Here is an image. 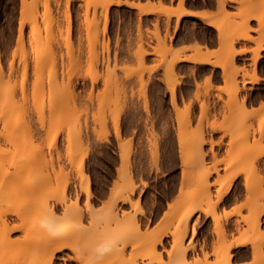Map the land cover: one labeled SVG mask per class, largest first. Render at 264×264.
I'll return each mask as SVG.
<instances>
[{"label": "rangeland", "instance_id": "obj_1", "mask_svg": "<svg viewBox=\"0 0 264 264\" xmlns=\"http://www.w3.org/2000/svg\"><path fill=\"white\" fill-rule=\"evenodd\" d=\"M148 1L160 10L145 19L143 28L140 0H0V264L36 260L28 257L29 241L56 235L68 236L73 249L56 251L53 264H82L75 257L84 259L89 252L94 258L87 264H160L143 256L158 235L162 242L155 252L161 264H232V256L229 263L223 258L236 232L253 246L250 264L256 251L264 255V173L253 169L255 160L264 159V144L244 142L250 131L261 133L264 108L252 115L257 128L244 123L245 112L215 110L219 103L231 107L244 99L239 96L249 77L243 73L249 74V66L253 71L259 59H233L237 50L231 52V45L246 39L238 36L241 31L250 35L249 18L264 20V0H243L233 13L220 1L216 25L226 35L219 34L218 49L209 55L215 69L198 62L180 69L179 61L172 63L180 56L173 48V0L169 6L168 0ZM124 4L139 6L137 21ZM197 29L212 37L210 29ZM263 33L250 38L254 53L262 47ZM225 66L230 79L223 75H229ZM221 133L229 134L224 159L219 157ZM29 142L34 146H26ZM27 150L34 155L18 168ZM176 151L178 159L161 158ZM238 173L246 179L247 214L236 206L221 214L228 180ZM116 190L131 203L113 200ZM44 206L55 212L45 230ZM108 207L119 220L107 215ZM191 208L195 211L178 244L180 217ZM124 213L137 218V229ZM200 214L212 218L210 252L206 234L197 233L205 225ZM231 216L233 230L226 225ZM93 235L95 245L87 247ZM100 243L106 247L98 251ZM183 247L188 249L184 255Z\"/></svg>", "mask_w": 264, "mask_h": 264}, {"label": "crops", "instance_id": "obj_2", "mask_svg": "<svg viewBox=\"0 0 264 264\" xmlns=\"http://www.w3.org/2000/svg\"><path fill=\"white\" fill-rule=\"evenodd\" d=\"M134 3H137L138 0H132ZM220 1L221 0H183L182 6H180L179 0H173L172 7L174 10L178 9L176 7H179L184 11L179 15V17L174 14L171 17L172 21V33H173V48L176 53H179L182 58L187 56L190 59V56H196V52L193 49L194 44L203 45V48L201 49V52L205 54H209L210 52L217 50L219 46V30L216 25V16L220 9ZM240 1V2H239ZM225 0L224 7L229 13H233L236 11L237 7H240V3L242 0ZM250 1V0H249ZM252 2H256V0H251ZM141 4H146L147 0H140ZM167 6H169L170 2L165 3ZM147 5V4H146ZM145 5V6H146ZM116 5H112L111 8L115 7ZM124 7L127 10H130L132 12L133 17H135V21H137V7L132 5H125ZM154 13H145L141 15V23L143 28L145 27L143 23L145 22V19L148 16H153ZM208 22H207V21ZM249 28V34L252 38H258L260 36V33L264 31V29H261V22L256 17H251L247 20ZM215 24V25H214ZM204 27L207 29H210L212 32V37H209L206 34H200L201 31L197 28ZM133 30H136L135 25H133ZM115 30H117V25H115ZM262 48L258 50V55L256 58H254V48L256 47V44L254 40L251 39H238L235 43V49L237 50L235 55L233 56V59H259L257 62L255 71L256 74L260 77L258 81L251 82L249 78L246 79L245 83V90H242L240 93V99L241 97H244V104L242 108V104L238 103V105L235 107L236 110L233 109L234 105L230 107L225 106L222 103H219L216 107V111H221V113L226 112H235L237 116L240 115L241 112L246 113V119L244 120V123L247 126H253L254 128H257L258 121L255 118H252L251 116L253 114H256L264 108V39L262 42ZM195 52V53H194ZM207 52V53H206ZM194 53V54H193ZM191 56V57H193ZM210 59H214L212 56H210ZM192 61L187 60H181L177 63V66L182 69V66L185 64H191ZM199 65H208L211 68H214V66L210 63H197ZM215 69V68H214ZM220 73V70H218ZM249 73L252 72V67H248ZM241 80V77L239 78ZM192 82V78L189 79ZM222 80L219 78V83H216L218 85H221ZM178 94L183 92L182 84L178 86ZM243 93V94H242ZM242 94V95H241ZM224 97V96H223ZM242 108V109H241ZM233 109V110H231ZM223 119V116H221ZM175 136V135H174ZM222 142H221V148L219 151V157L221 159H224L226 156V145L229 142V134L223 135L221 133ZM262 140V143L264 144V135L260 136L259 132H249L248 136L246 137V140L244 142H247L248 144H252L255 142H260ZM216 149H218L216 147ZM170 154V155H169ZM161 158L163 159H178L179 158V152L176 151L174 153L170 152H163ZM212 154L209 152L207 155V161L210 162L212 160ZM254 164V162H253ZM255 164L253 169L254 171L258 172L259 174L264 173V159L259 158L258 160H255ZM224 168L221 167V173H223ZM215 177V175H212L211 180ZM245 177L243 174L238 173L237 177L234 178L232 181L228 191L223 196L221 204L218 207V211L223 214L224 212L231 211L235 206L238 210H240L241 215L247 214V209L243 207L245 201H246V184H245ZM202 218L205 220L204 228L198 229L197 233H205L206 237L208 239L206 250L210 252L211 250V241L213 238V234L211 232L212 227V218L210 215L204 216L203 214H200ZM237 218H240V215H237ZM235 217L231 216L229 220L227 221L226 225L230 227L231 230L234 229ZM244 225V224H243ZM260 230L264 231V213L260 216ZM240 234L236 232L235 236H239ZM253 246L250 242H246L237 246H233L231 248V263L232 264H250L253 261ZM264 252V249H263ZM261 264H264L261 263Z\"/></svg>", "mask_w": 264, "mask_h": 264}, {"label": "bare ground", "instance_id": "obj_3", "mask_svg": "<svg viewBox=\"0 0 264 264\" xmlns=\"http://www.w3.org/2000/svg\"><path fill=\"white\" fill-rule=\"evenodd\" d=\"M181 1V0H180ZM183 1V0H182ZM239 1V0H238ZM247 1V0H246ZM156 2V1H155ZM240 2V1H239ZM242 2H243V0H242ZM244 2H245V0H244ZM250 2H252L251 0H250ZM148 4L146 5V4H143V7H141V9H142V11H144L145 13H152V12H156V11H159L160 9H156V6H154V2H150V1H148L147 2ZM152 4V6L150 5V4ZM222 4L224 3V0H222V2H221ZM146 5V6H145ZM155 5H157V4H155ZM240 5H241V3H240ZM138 8H139V6H137ZM241 7H243V6H241ZM240 7V8H241ZM106 8V7H105ZM160 8H162V6L160 7ZM176 8H178V9H176V10H174L175 12H176V16L177 17H179V15L181 14V13H183L184 11L182 10V7H181V9H179V7H176ZM139 10H140V8H139ZM162 10V9H161ZM262 16V15H261ZM260 16V17H261ZM260 17H258L257 19H259V21H260ZM261 19H262V17H261ZM207 21V20H206ZM263 21V22H262ZM262 21H260V22H262L263 24L261 25V27L263 26L264 27V20L262 19ZM208 22V21H207ZM215 25V24H214ZM217 27H218V29H219V27L221 28V30H222V26L220 25V24H218L217 23ZM221 30H219V32H221V33H219L220 35H221V37H225V35H226V33H223ZM247 31V30H246ZM222 33H223V35H222ZM239 35L238 36H240V37H242V36H245V38L246 39H250V38H252V37H250V35H248V33L247 32H245V31H241L240 33H238ZM263 35H264V33H263ZM262 34H261V36H263ZM220 37V36H219ZM220 37V38H221ZM264 37V36H263ZM263 37H260L259 38V40H260V42L259 43H262L263 41H262V39H264ZM256 39V38H255ZM258 40V39H257ZM262 41V42H261ZM97 42V41H96ZM257 42V43H258ZM261 45V44H260ZM259 45V47L260 48H262L261 46ZM263 45V44H262ZM258 46V45H257ZM196 50H195V54H196V56H193V55H191V56H193V57H191L190 56V59H186V58H188L187 56H185L184 58H182L181 56H175V58L173 57V59L171 60L172 61V63H175V62H177V61H180V60H187V61H192V62H201V63H213V64H217V63H214L211 59H210V54L211 53H209V54H205V53H203V52H201L200 51V46L199 45H197V44H195V46H193ZM259 47H257V48H259ZM93 48V47H92ZM256 48V49H257ZM228 50V49H227ZM92 51H93V49H92ZM234 51V52H233ZM96 52V51H95ZM231 52H233V53H235V48L234 47H232V45H231ZM230 52V53H231ZM174 53H176V52H174ZM193 53V54H194ZM207 53V52H206ZM232 53V54H233ZM258 55V52H256L255 53V55H254V58H256V56ZM94 56V55H93ZM96 56H98V55H96ZM254 60H256V59H254ZM233 62V61H232ZM170 63V62H169ZM198 65V64H197ZM226 65V64H225ZM168 66H169V64H168ZM172 66H174V64L172 65ZM220 66H222L223 68H224V65H223V63H222V65L220 64ZM231 66V65H230ZM168 69V68H167ZM166 69V70H167ZM169 70V69H168ZM225 72H228L227 71V69H226V66H225ZM236 72V71H235ZM238 72V71H237ZM231 73V72H230ZM248 72H245V73H243L244 75H243V77L244 76H246V78L247 77H249V78H251V82H255V81H258V79H260V77L256 74V71H255V69L252 71V73H249V74H247ZM228 74H229V72H228ZM233 74H234V72H233ZM224 75V77L225 78H227V79H230V74L229 75H227V73H224L223 74ZM227 76V77H226ZM242 79V78H241ZM235 81V80H234ZM232 88H233V91H232V94H231V97H233V99L234 100H236L237 98H236V92H237V89H239V87L237 86V84H236V81L235 82H233L232 81ZM170 91H171V95H174L173 94V88H171L170 89ZM243 94V93H242ZM241 94V95H242ZM237 96H238V94H237ZM236 98V99H235ZM172 99H174V96L172 97ZM240 100V99H239ZM246 100V99H245ZM244 99L243 100H241V102H240V105L242 104V108H244L243 107V104L244 103H242L243 101H245ZM218 105V104H217ZM238 104H236V106H237ZM226 106V105H225ZM217 107V106H216ZM230 107V106H229ZM231 108V107H230ZM241 108V109H242ZM216 109V108H215ZM233 109H237L236 107H235V105H234V107H233ZM233 109H231V110H233ZM221 113V112H220ZM252 117V116H251ZM254 117V116H253ZM237 121V120H236ZM239 123V122H238ZM233 125V124H232ZM239 126V125H238ZM262 127V126H261ZM238 128V127H237ZM227 128L226 127H224V128H222V130L223 131H225ZM233 129V128H232ZM235 129H236V127H235ZM117 132V131H116ZM234 132V131H233ZM236 132V131H235ZM239 132V131H238ZM262 132L264 133V127L262 128V131H261V133H259V134H262ZM261 136V135H260ZM205 140V139H204ZM260 140V139H259ZM173 143V142H172ZM218 143V142H217ZM219 144V143H218ZM26 146H28V147H33L34 146V144H33V142L31 143V142H29V144L28 145H26ZM27 148V147H26ZM26 148H25V150H26ZM24 149V148H23ZM249 149H251V147L249 148ZM17 151H19V150H17ZM24 151V150H23ZM28 151V152H27ZM26 151V154H24V156L22 157V159L19 161V163L16 165L18 168L19 167H23L24 165H28V163H29V161L31 160V158L33 157V155H34V153H32V151H29V150H27ZM172 152V151H171ZM174 153V152H173ZM15 154H16V152H15ZM170 155V154H169ZM254 158V157H253ZM254 165H256L255 164V161H254V164H253V166ZM19 170V169H18ZM205 174V173H204ZM204 174H201V175H204ZM207 174V173H206ZM205 174V175H206ZM204 175V176H205ZM237 175V174H236ZM235 174L234 175H232L230 178H229V180H228V185H227V189L230 187V185H231V183H232V181L234 180V178H236L237 176H236ZM205 178V177H204ZM86 179H88L87 177H86ZM129 180L132 182V177L130 176L129 177ZM87 182H88V180H87ZM86 193H87V197H89L90 196V191H89V187H88V185L86 186ZM117 198L118 199H120L122 202H129V203H131V199H130V197L128 196V195H125V194H122V193H120V190L118 191V190H116V191H114V194H113V197H112V199L114 200V199H116L117 200ZM220 198V197H219ZM114 202V201H113ZM114 205H116V201H115V203H113ZM110 207V206H109ZM108 207V208H109ZM42 209V214H43V217H42V222L44 223V226H43V229L45 230L47 227H49V226H51V225H53V222H54V209L53 208H48V207H46V206H44V207H42L41 208ZM193 208H191L187 213H185L184 215H182V217H180V223H183L182 224V229H181V235H178V237L176 238V240H177V243L178 244H181L182 243V240H183V237L185 236V234H186V232H187V230H188V219H189V217L192 215V213H193V210H192ZM107 211V215H109L110 217H116L117 218V220H119L118 219V215H117V213L115 212V210L113 209V207L110 209H108V210H106ZM195 211V210H194ZM239 211V210H238ZM135 215V214H134ZM75 215L72 213L71 215H69V218H72V217H74ZM123 216V218L124 219H126V221L128 222V224H129V226L131 227V228H133V229H137L138 228V226H139V222H138V220H137V218L135 217V216H133V215H130V214H128V215H126L125 213L122 215ZM78 217L80 218V216L78 215ZM115 218V219H116ZM218 219H216L215 221H217ZM249 221L248 222H251L250 221V219H248ZM122 221V220H121ZM182 221V222H181ZM252 221L254 222V220L252 219ZM120 222V221H119ZM127 222H125V223H127ZM246 222H247V220H246ZM217 224H218V222H216ZM252 224V223H251ZM127 225V224H126ZM253 225V224H252ZM136 231V230H135ZM193 231V230H192ZM96 235V234H95ZM95 235H93V236H91V237H89V240L88 241H90L87 245V247H90L91 245H92V243L95 241ZM160 236V237H159ZM92 237H94L93 239H92ZM108 237V236H107ZM175 237V236H174ZM103 238V237H102ZM106 238V237H105ZM105 238H103V239H105ZM248 238H250V237H248ZM70 238L68 237V236H65L64 235V238H62L60 235H56V236H54V237H52V238H50V240H47V241H44V240H42V239H36V240H31V241H29V247L28 246H26V247H28L29 248V256L28 257H35L36 258V260L33 258V261L31 260L30 261V259H29V261H27L28 260V257H25V258H27V262H29L28 264H53V258H54V256H55V253H56V251H62L63 249H66V248H72L73 249V247H72V243L70 242V240H69ZM30 240V239H29ZM102 240V239H101ZM105 240H108V239H105ZM174 240V239H173ZM250 240H251V238H250ZM100 241V240H99ZM98 240H96V242H99ZM95 242V243H96ZM101 242V241H100ZM161 235H158V238H156V240L154 239V241H152V242H149L150 244H149V248L145 251V253H144V257H150V258H156L157 259V261H158V263H163V261H161L160 260V257H159V255H157L156 254V252H155V250H156V248H157V245H160L161 244ZM246 242H248V239L244 236V234L243 233H240V235L239 236H235V238L234 239H232V241H231V243L227 246V253H226V256H225V258H223L224 260H225V262H228V261H230V257H231V253H230V249L233 247V246H237V245H240V244H243V243H246ZM26 243V242H25ZM174 243H176V242H174ZM27 244V245H28ZM94 244V243H93ZM97 244V243H96ZM100 244H102L101 246H99V247H97V249L96 250H98V251H100V250H102L103 248L105 249V243H100ZM178 244H175V245H177V246H179ZM95 245V244H94ZM105 246V247H104ZM177 246H176V248H177ZM181 246H183V245H181ZM181 246H179V247H181ZM187 246H189V245H187ZM148 247V246H147ZM179 250H180V248H178ZM186 249L187 248H184L183 247V249L181 248V253H182V255H184L185 254V252H186ZM28 250V249H27ZM188 250V249H187ZM104 251V250H103ZM95 253H98V252H95ZM101 255V254H100ZM99 255V256H100ZM255 256H254V264H261L262 263V261L261 260H264V255H261L260 256V254L258 253V251H256L255 252V254H254ZM175 256V255H174ZM178 256V255H177ZM187 256V255H186ZM78 261H81L82 262V264H87L88 263V261H92V259L94 258V254H92L91 252H89V253H87V257L86 258H80V256H76L75 257ZM176 258H179V257H176ZM185 258V257H184ZM23 259V258H22ZM175 259V258H174ZM20 260V261H19ZM150 260V259H149ZM181 260H182V258H181ZM22 264V260L21 259H15V262L14 261H12L13 263L12 264H20L19 262ZM24 261V260H23ZM161 261V262H160ZM175 261V260H174ZM151 262V261H150ZM177 262H178V260H177ZM186 261H180V263H182V264H188V263H185ZM224 262V263H225ZM24 264H25V262H23ZM176 263V262H175ZM229 263V262H228ZM231 263V262H230ZM177 264V263H176ZM179 264V263H178Z\"/></svg>", "mask_w": 264, "mask_h": 264}]
</instances>
